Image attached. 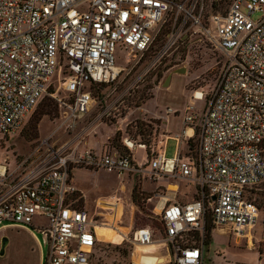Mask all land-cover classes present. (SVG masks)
<instances>
[{
    "label": "built area",
    "instance_id": "1",
    "mask_svg": "<svg viewBox=\"0 0 264 264\" xmlns=\"http://www.w3.org/2000/svg\"><path fill=\"white\" fill-rule=\"evenodd\" d=\"M219 1L225 9L206 16L204 0H0V144L23 127L46 95L60 109L57 130H74L99 104L97 86H116L128 67L144 57L152 70L172 55L185 37L179 33L180 13L200 26L213 50L224 57L201 117L196 156L184 153L177 139L174 157H167L166 137L159 139L155 132L149 168L130 153L147 144L130 137L123 138L129 152L122 155L92 148L68 154V144L57 149L48 138L43 155L37 156V150L18 164L0 162V227L45 235L50 245L45 264H92L98 243L94 218L72 198L78 193L72 167L194 182L198 199L182 202L168 192L148 198L163 223L172 264H202L204 241L194 239L198 234L204 238L208 213L215 226L239 237L257 224L260 209L249 194L264 183V0ZM173 11L171 30L157 45ZM255 13L261 18L254 20ZM122 57L125 67L119 63ZM58 71L63 95L50 91ZM194 96L204 97L202 92ZM109 112H101L100 119ZM187 112L189 125L197 115L192 106ZM114 203L121 204L119 199ZM126 240L153 243L152 229H136Z\"/></svg>",
    "mask_w": 264,
    "mask_h": 264
},
{
    "label": "rangeland",
    "instance_id": "2",
    "mask_svg": "<svg viewBox=\"0 0 264 264\" xmlns=\"http://www.w3.org/2000/svg\"><path fill=\"white\" fill-rule=\"evenodd\" d=\"M213 0H204L206 16L211 12V3ZM190 5V1L188 4ZM199 8V7H198ZM246 10V9H245ZM175 11L170 14L167 22L164 24L161 33L158 36V43L165 40L166 35L170 32L172 24L174 23ZM260 13H255L252 18L258 20L261 18ZM180 25V32L184 37V41H180L177 48L172 55L167 57L162 64L152 70L149 68V58H142L137 61V64L130 69L128 67L125 74L116 86L108 85L105 88H98L94 90V95L97 97L99 104L91 108L87 118L80 122L74 130L67 131L65 128L60 130L59 117L44 115L41 117L40 104L44 99H55L49 95L44 96L38 106L28 115L23 127L16 133L6 138L0 144V162L8 159L12 164L23 162L32 154L37 153V156L43 155L46 146V139L49 138L50 144L53 143L55 148H61L68 144V154H77L87 146V141L96 136L97 130L99 136L104 138L100 132V128L107 131L108 134L114 135L117 132L115 122L121 117L129 115V120L126 133L119 132L117 137H112L104 142L105 148H112L116 144L119 150L125 151L126 147L123 142L124 137H130L137 143H141L142 139L138 135L136 128L137 121H143L150 125L148 129L152 131L155 129V123L158 120L152 117H145L140 113L143 103L147 102L145 107L148 112L162 110L168 106L179 108L183 110L185 105L191 101V94L195 92H202L204 100L193 101L196 108L195 113H198L200 118L203 115L209 98L215 90L224 64V57L218 51L213 50L208 40L203 35L202 28L193 25L192 19L185 17L184 13H180L178 26ZM121 66H127L126 60L122 57L119 60ZM180 68H185L184 72H176ZM173 75L172 82L164 84L169 74ZM63 78V75L58 71L53 77V85L51 92H58L63 95L62 89L59 88L58 82ZM206 100V101H205ZM56 102V101H55ZM57 103V102H56ZM106 109L110 110L105 118L100 119L99 114ZM60 112V111H59ZM114 114L117 116L115 117ZM58 118V119H56ZM200 118L198 121H200ZM182 115L172 119L171 131L173 135H181ZM37 123V130L39 137L32 138L31 132L33 125ZM126 128V125L124 126ZM97 129V130H96ZM153 129L152 135L155 133ZM57 130V131H56ZM56 131V132H55ZM53 133L54 136L52 135ZM114 138H116L113 143ZM147 143L149 147V159H151L153 150L151 149V141ZM201 139V127L199 125L198 135L196 140L192 143L194 152L189 154L196 156ZM93 140V139H92ZM97 140V138H96ZM175 141L169 144L168 156L174 155ZM90 148V147H88ZM143 149H136L137 160L143 155ZM135 156V154H134ZM135 158V159H136ZM30 159L28 164L31 163ZM74 175V183L81 191L78 197L81 198V208L86 207L93 215L99 213L105 215L110 210L105 211L97 204V200H114L119 198L122 205H114V202L100 201L101 205L113 204L117 215L122 217L120 223V230L124 233H130L139 228H151L153 232L155 244L164 242V227L161 219L153 213V206L155 203L148 198L152 197L157 192L166 193V184L169 182L168 178L162 177L158 180L149 179L148 176L139 174H123L119 175L117 172H110L104 169H91L85 167L71 168ZM174 183H179L181 180H171ZM184 183V182H183ZM182 183V184H183ZM185 184V183H184ZM183 184V186H185ZM156 188L157 190L152 191ZM137 191V200L133 199V191ZM253 195L257 200V204L264 206V183L254 189ZM255 193V194H254ZM195 198H199V194H195ZM256 202V201H255ZM122 206V210H121ZM105 213V214H103ZM97 215V214H96ZM117 216V217H118ZM98 217V216H97ZM107 217V214H106ZM208 219H211V214L208 213ZM114 222V220H112ZM211 223L212 219H211ZM40 240L43 242V235L40 232H35ZM101 239L110 241L114 238L116 231L110 227H102L100 231ZM129 233V234H130ZM253 233V247H249L248 243L244 241L242 244H235L230 242L227 236L215 239L207 247L206 262L203 264H256L259 257L264 254V207L261 209L259 220L252 231ZM3 237H7L10 243L7 245L5 253L0 252V264H37L38 263V243L35 239L26 232L17 230L16 228L8 229L0 234V251L1 241ZM201 236H199L200 238ZM123 236L117 231V237L108 245L114 244H129L132 248L134 245L127 241H123ZM45 245V244H44ZM132 251L128 258L129 262L132 260ZM221 251V252H220ZM112 248L106 250L105 260L110 262L113 259ZM157 259H144L147 264H153Z\"/></svg>",
    "mask_w": 264,
    "mask_h": 264
},
{
    "label": "crops",
    "instance_id": "3",
    "mask_svg": "<svg viewBox=\"0 0 264 264\" xmlns=\"http://www.w3.org/2000/svg\"><path fill=\"white\" fill-rule=\"evenodd\" d=\"M172 79H173V75L171 77L170 84L172 82ZM199 93H201V92H199ZM194 94H191V101L188 102L185 105L183 110H180L179 108H174L172 106H168L165 109L152 111V112L149 113L147 108L145 107V105H146V103L148 101L141 108L140 113L142 115H144L145 117H150V118L152 117L153 119L158 120V123L154 124L155 125L154 132H157L156 137L159 138V139H163V138L166 137L167 144H166V149L165 150H166L167 157H169L168 156V150H169V144H170L171 141H175L176 142L175 143V148H174V154H175V149H176V146L178 144L177 139L180 141V145H181L182 151L184 153H186V154L190 153V151H189V142L196 135V131L199 130V125H200V122H201V118H200L199 114L195 113L196 108H195V106L193 104V101L204 100V97L202 99L195 98ZM190 106L193 107V112L197 115V119L192 124L186 125V123H185V115H186V113H188L187 112V108L190 107ZM206 107H207V101H206V105H205L204 109ZM169 108H171L173 110V112H169L168 111ZM181 115H182V122H181V131H182V133H181V135H173V131H171V128H170L171 124H172V119L174 117H177V116L181 117ZM199 118H200V121H198ZM128 120H129V115H126V116L121 117L117 122H115V126L117 128V132L114 135L108 134L107 131L103 130V128H100L101 134L103 136H105L104 138H101V135L99 136V132L96 129L97 130L96 136L91 138L90 141L88 140L87 141V146L84 149H82L81 151H83L86 148L90 147L93 150H95V152H97V153L106 151V149H108L112 153L116 154L115 149L113 147L110 148V149L109 148H105V146H103V144H104V142H106L107 139L109 140L110 138L114 137L115 135H118L119 132L126 133L125 130L127 129V126H128V122H127ZM125 125H126V128H124ZM185 130H187L186 135L184 133ZM167 137H168V139H167ZM96 138H97V140H96ZM144 144H147V143H144ZM147 146L149 147L148 144H147ZM147 148L139 147V146L136 145L135 148L130 153L133 155V159H134V161L136 163H138L140 165H143L146 168H149V162L153 158V154H152L151 159H149V153L147 151ZM136 149H143L145 151L143 153V155L140 157L139 160H137V158H136V156H137L136 153H135ZM126 152H129L128 148H126V150L123 151L122 153H126ZM134 154H135V156H134ZM172 157H174V155ZM129 174H131V173H129ZM132 174L136 175L137 173H132ZM71 176H72V183L77 188V186L74 183V179H73L74 175H73V171L72 170H71ZM182 183L185 186H183ZM164 186H166V191L168 193H171L177 200L182 201V202H187V201H191V200L195 199V194L198 193V189H197L196 184L194 182H190V181H187V180H181V182H179V183H174V182H172L169 179V182H167L166 184L164 183ZM77 190H78V193L75 194L72 198L76 201L77 206L81 208L80 200H79L81 198L78 197V194L81 191L78 188H77ZM154 190H157V189L156 188L152 189V191H154ZM115 199H119V198L115 197ZM115 199L107 201V200H102V198H99L97 200L98 206H100L101 208L105 209V211L110 210V212L106 213L107 217H106L105 213H103L105 215H101L100 213H99V215H98V213H96L97 215L96 214L93 215V214H91L89 212V210L86 207H84V208L82 207V209L87 210L89 212L90 216L92 218H94V220H95L96 225L94 227V230L96 232V236H97L98 242H111V241H113L117 237V231L120 234H122L123 241H127L126 240V236L129 235L130 231L128 233H124V232H122L120 230V228H121L120 227V223L122 222V220H121L122 217L120 219V216H122V213L119 212L120 216L117 215V211L114 214V211L116 209L112 206V204H108V206L107 205L104 206V205L100 204V201L114 202ZM151 201H153V200H151ZM120 205H122V204H120ZM113 209H115V210H113ZM121 210H122V206H121ZM112 220H114V222H112ZM40 222L42 223L43 221L41 219H36L35 220V223H40ZM105 226L113 228L116 231V234H115L114 238L112 240H110V241H104L103 239L99 238L97 229L100 228V227H105ZM205 227H206V225H205ZM12 228H16L17 230L26 232L27 234L31 235L35 239L36 243H38V249H39L38 259H37L38 263L37 264H45L46 258L48 256V253H49V250H50V245H49L47 237L41 233L43 235V239H44L43 242H42L40 240V238L37 236V234L35 233L36 231L30 230V229H27V228H24V227L11 226V225L1 226L0 227V234L3 231L8 230V229H12ZM254 228L251 229V230H248L244 236L239 237V236H236L234 233H232L231 231H229L227 229H223V228L217 227L214 224H212L211 227H210V230L208 231L207 237L206 236H204V238L200 237L199 241L196 242V243L200 244V242L202 240L204 241V243L202 245L203 246L202 247V250H203L202 264L206 262L207 247L215 239H217L219 237L227 236L228 240H230V242L234 241L235 244H242L245 241L246 243H248L249 247H253V243L254 242H253V233H252V231L254 230ZM205 237H206V241H205ZM9 243H10V240H9ZM111 243H115V242H111ZM170 256H171L170 247H169V245H167L164 242H161L159 244L150 243V244H144V245H134V248H133V251H132V260H131V262L137 261V262H140L141 264H147V263L144 262V259H146V258L155 259L156 258L157 260L153 264H172L170 262V259H169ZM256 264H264V254L259 257L258 263H256Z\"/></svg>",
    "mask_w": 264,
    "mask_h": 264
},
{
    "label": "trees",
    "instance_id": "4",
    "mask_svg": "<svg viewBox=\"0 0 264 264\" xmlns=\"http://www.w3.org/2000/svg\"><path fill=\"white\" fill-rule=\"evenodd\" d=\"M223 9H225V3L223 1H219V0H213V2L211 3V11L212 12H222ZM108 85H101L100 88H105ZM145 104V102L143 103ZM40 110H41V117L38 120V124L40 122V119L43 118L44 115H48V116H54V117H58L59 114V106L58 104L50 99V98H46L44 99V101H42V103L40 104ZM58 119V118H56ZM148 127H150V125H148L147 123H144L143 121L138 120L137 121V125L136 128L138 129V135L141 137L142 139V143H149L150 142V137L152 136L153 133V129L152 131H150L148 129ZM31 137L34 138H38L39 134H38V130H37V123H35L32 127V132L30 133ZM198 135V130L196 131V135L190 140L189 142V151L194 152V148L192 147V143L196 140V137ZM117 137V135H116ZM116 138H114L113 143L115 142ZM115 149L116 154H123L122 150H119L118 146L116 144H114L112 146ZM255 191H251V193H253ZM249 194V198L251 200H253L256 204H257V200L256 198L253 197L252 194ZM255 194V193H254ZM133 199L134 201L137 200V191L136 189H134L133 191ZM258 205V204H257ZM259 209H260V213H261V209H263V207L260 205H258ZM212 223H211V219H208V217L206 218V233L205 236L207 237L208 231L210 230ZM206 237H205V241H206ZM199 234L196 235L194 242H198L199 241ZM193 244V242H192ZM110 248H112V252L113 254H116L117 256L113 255V259L108 262L105 260L106 258V250H110ZM132 251V248L129 244H114V245H108V243H104V242H98L97 245L94 248V251L91 255V261L92 264H129V256L130 253Z\"/></svg>",
    "mask_w": 264,
    "mask_h": 264
},
{
    "label": "water",
    "instance_id": "5",
    "mask_svg": "<svg viewBox=\"0 0 264 264\" xmlns=\"http://www.w3.org/2000/svg\"><path fill=\"white\" fill-rule=\"evenodd\" d=\"M184 70H185V68H180V69L176 70V72H184ZM171 77H172V73L168 75L164 84H168L171 80ZM8 243H9V239L7 237H3L2 241H1V251H0L1 254L5 253V250H6Z\"/></svg>",
    "mask_w": 264,
    "mask_h": 264
},
{
    "label": "bare ground",
    "instance_id": "6",
    "mask_svg": "<svg viewBox=\"0 0 264 264\" xmlns=\"http://www.w3.org/2000/svg\"><path fill=\"white\" fill-rule=\"evenodd\" d=\"M101 228H102V227H100V228L97 229V232H98V235H99V238H100V239H101V236H100V234H101V233H100Z\"/></svg>",
    "mask_w": 264,
    "mask_h": 264
}]
</instances>
